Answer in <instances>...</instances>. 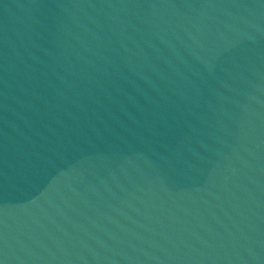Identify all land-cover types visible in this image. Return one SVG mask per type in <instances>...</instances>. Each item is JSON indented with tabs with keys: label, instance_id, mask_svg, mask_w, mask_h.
Segmentation results:
<instances>
[{
	"label": "water",
	"instance_id": "water-1",
	"mask_svg": "<svg viewBox=\"0 0 264 264\" xmlns=\"http://www.w3.org/2000/svg\"><path fill=\"white\" fill-rule=\"evenodd\" d=\"M0 264H264V0H0Z\"/></svg>",
	"mask_w": 264,
	"mask_h": 264
}]
</instances>
